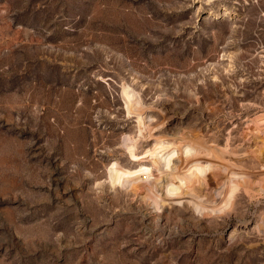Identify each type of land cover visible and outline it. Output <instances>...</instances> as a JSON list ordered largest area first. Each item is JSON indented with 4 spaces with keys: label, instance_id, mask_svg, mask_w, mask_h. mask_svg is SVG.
Masks as SVG:
<instances>
[{
    "label": "rangeland",
    "instance_id": "374dc122",
    "mask_svg": "<svg viewBox=\"0 0 264 264\" xmlns=\"http://www.w3.org/2000/svg\"><path fill=\"white\" fill-rule=\"evenodd\" d=\"M0 264H264V0H0Z\"/></svg>",
    "mask_w": 264,
    "mask_h": 264
},
{
    "label": "bare ground",
    "instance_id": "6f19581e",
    "mask_svg": "<svg viewBox=\"0 0 264 264\" xmlns=\"http://www.w3.org/2000/svg\"><path fill=\"white\" fill-rule=\"evenodd\" d=\"M122 97L125 102L127 113H131L133 116L137 118V121L140 125H144V118L146 117V113H147V112L145 113V111L147 110H144L142 107H140L141 104L140 106L137 105V103L135 102L136 97L130 96L124 91L122 92ZM145 130L148 132V133L146 132L148 138L155 140L154 143L151 144L152 146L148 147L146 153L151 155L152 162L154 163V165L158 167L159 171H161V174L165 175L166 178H164V180L168 178V180L164 181L166 182L165 183L166 186H163L164 193L174 197H181V195L187 196L192 194L193 192L191 190L192 188H190V184L193 182L194 177L196 179V176L191 166L189 168L182 170L183 174L179 176V178H177V181L171 180L172 178L169 175L170 174L169 170H170V166L174 164L181 156L183 157L184 155H187L189 153H194V152L196 153V150H194L195 146L194 148L191 146L196 144L190 142L186 138H181V137H179L181 140L178 141L177 143H171L168 141L162 142L161 140L159 141V139L156 138L155 130L153 128L148 127V124L146 125ZM198 145L199 144H197V146ZM171 146H174L175 149L174 147ZM158 195L159 196L162 195L161 191L158 192Z\"/></svg>",
    "mask_w": 264,
    "mask_h": 264
}]
</instances>
